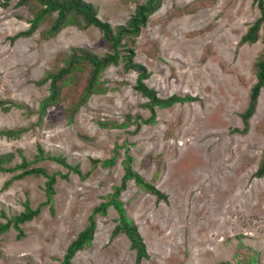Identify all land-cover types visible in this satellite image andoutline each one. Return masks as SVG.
<instances>
[{"label":"rangeland","instance_id":"rangeland-1","mask_svg":"<svg viewBox=\"0 0 264 264\" xmlns=\"http://www.w3.org/2000/svg\"><path fill=\"white\" fill-rule=\"evenodd\" d=\"M98 8V18L111 27L123 24L137 3L146 0H86ZM17 0H0V100L22 104L0 106V130L23 127L16 138L0 136V154L18 150L33 160L37 145L44 152L78 164L86 179L66 167L43 160L33 166L56 173L50 204L21 226L0 235V264H54L67 244L88 224L94 206L119 185L126 151L132 168L154 183L165 196L156 199L128 180L119 199L143 238L147 258L140 264H244L235 252L244 244L256 253L254 264H264V176L255 177L264 150V87L246 131L239 116L248 104L255 81L254 63L264 43H239L240 36L259 17L254 0H162L135 38L134 60L150 73L146 85L165 98L194 95L197 101L156 108L155 122L141 124L150 111L147 99L133 88L138 71L110 65L101 74L107 91L91 95L71 122L68 101L55 104L39 120L40 100L48 83L36 81L56 67L55 57L70 46H84L102 56L111 50L98 28L63 27L49 39L40 38V25L30 36L12 39L28 27L31 12ZM6 3V5H4ZM262 36L260 31V37ZM58 65V64H57ZM31 110V114L27 110ZM124 128H103L102 121L127 120ZM108 167L91 159L110 158ZM158 170V171H157ZM19 172V170L15 171ZM15 172H0V222L45 200L44 176L3 182ZM117 211L95 216L91 244L75 253L73 264H134L135 254L124 233L111 238Z\"/></svg>","mask_w":264,"mask_h":264},{"label":"trees","instance_id":"trees-1","mask_svg":"<svg viewBox=\"0 0 264 264\" xmlns=\"http://www.w3.org/2000/svg\"><path fill=\"white\" fill-rule=\"evenodd\" d=\"M161 2L162 0H146L144 3H137L133 13L123 24L111 27L108 22L98 18V8L86 0H17L16 5L28 6L32 17L27 20L28 27L12 36V39L20 36H30L42 24H44V28L40 30L39 34L43 40L55 37L67 25H74L84 30L94 26L98 28L102 37L111 48L109 52L102 56L95 54L84 46H70L65 51L59 52L55 57L56 67L45 71L44 75L36 81L37 85L48 83V94L40 100L38 106L39 120L46 114L47 108L67 100L66 115L68 121L71 122L79 108L87 103L91 95L104 94L107 91L105 81L100 79L101 74L110 65H118L119 63H122L126 71L130 69L138 71L133 88L147 99L141 104V107L150 111V116L147 119H141L140 116L135 117L134 121L137 125L135 130H138L141 124H153L155 122L156 108L165 109L176 103L197 101L198 99L190 94L181 95L174 93L165 98L158 96L156 90L145 83L151 73L134 60L135 38L139 34L140 29L145 26L147 19L160 8ZM254 2L259 10V17L254 22H251L240 36V44H254L259 40L264 43V0H254ZM254 70L256 78L249 89L247 107L239 114L244 124L243 128L234 129L239 132L246 131L248 119L254 114L257 98L264 87V53L255 61ZM5 102L0 100V106ZM8 102V105L2 106L4 110H8L13 105L22 107V104ZM27 111L29 114L33 113L29 109ZM126 118L127 120L120 123L102 121L99 122V125L103 128L128 127L131 121L130 114ZM22 131H25L23 127L1 129L0 136L16 138ZM36 149L37 154L31 161L25 158L21 150H18L20 161L13 165L10 163L15 158L14 152L0 154V172H15L19 170V172H15L8 180L3 182V189L7 188L14 180L27 176H44L46 178L44 183L45 200L42 203L32 208L29 201L25 200L22 203L23 210L10 217H7L3 211L1 212L6 221L0 222V235L13 227L18 231V237L22 238L24 237V231L20 225L37 217L41 207L46 204H50V210L52 211L53 185L56 183V173L50 174L44 167L33 166V164L43 160L56 162L68 169L67 173L61 174L62 178H68L70 171L79 174V177L83 180L90 175L89 171L82 174L78 164L69 163L66 157L61 154L52 155L46 153L39 145H37ZM115 157L116 150L108 159H91V162L94 165L100 163L101 167H108L115 163ZM132 159V156L126 151V156L122 160L124 172L120 184L113 186L112 192L107 195L105 200L93 207L88 216V224L67 244L62 257L54 264H73L72 258L75 253L87 248L94 239L95 216L97 214H106L109 206H112L118 214L116 224L111 231V238L116 237L120 233H124L128 237L130 241L129 247L135 254L134 264H140L142 259L148 257L143 238L139 234L133 220L128 217L119 195L127 186L128 180H133L141 191L155 196L156 199H165L166 196L156 188L157 186L154 183L147 181L132 168ZM254 176L259 178L264 176V150ZM235 254L243 260L244 264L255 263L256 253L246 248L244 244H240ZM223 264L231 263L227 261Z\"/></svg>","mask_w":264,"mask_h":264}]
</instances>
